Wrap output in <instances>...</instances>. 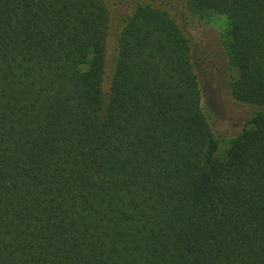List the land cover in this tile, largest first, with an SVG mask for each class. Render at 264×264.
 <instances>
[{
  "label": "trees",
  "instance_id": "16d2710c",
  "mask_svg": "<svg viewBox=\"0 0 264 264\" xmlns=\"http://www.w3.org/2000/svg\"><path fill=\"white\" fill-rule=\"evenodd\" d=\"M182 2L0 0V264H264V0ZM178 14L255 109L222 158Z\"/></svg>",
  "mask_w": 264,
  "mask_h": 264
},
{
  "label": "rangeland",
  "instance_id": "374dc122",
  "mask_svg": "<svg viewBox=\"0 0 264 264\" xmlns=\"http://www.w3.org/2000/svg\"><path fill=\"white\" fill-rule=\"evenodd\" d=\"M129 0H103L111 18L112 25L120 21V15L126 11ZM177 9H181L184 0H166ZM169 6V5H168ZM170 7V6H169ZM170 9V8H169ZM175 13V12H174ZM183 31L199 46L202 60L206 69L199 70V81L205 105L203 110L209 120L210 130L216 140L214 156L222 158L227 150V142L241 130L249 127V120L254 114V108L232 100L228 92V85L235 79L236 71L229 66L221 50L222 35L226 32V23L219 15H210L208 25H197L190 19L177 15ZM115 57V48L111 35L105 40V80L110 75ZM107 81V80H106Z\"/></svg>",
  "mask_w": 264,
  "mask_h": 264
}]
</instances>
